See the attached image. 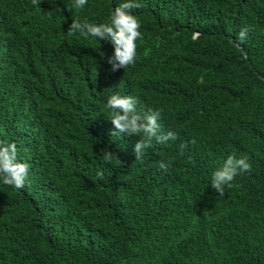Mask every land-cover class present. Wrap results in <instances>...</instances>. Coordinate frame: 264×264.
<instances>
[{
    "label": "trees",
    "instance_id": "obj_1",
    "mask_svg": "<svg viewBox=\"0 0 264 264\" xmlns=\"http://www.w3.org/2000/svg\"><path fill=\"white\" fill-rule=\"evenodd\" d=\"M21 1L0 8V140L30 167L23 189L0 181V264H264V0H137L143 39L135 64L116 71L111 43L68 28L107 22L124 0L71 11L73 0ZM19 12L36 25L15 36L1 18ZM18 90L33 106L21 110ZM116 93L140 113L176 108L161 130L177 139L136 161L139 137L110 134ZM103 148L118 159L104 162ZM231 154L251 171L221 198L211 176Z\"/></svg>",
    "mask_w": 264,
    "mask_h": 264
},
{
    "label": "clouds",
    "instance_id": "obj_2",
    "mask_svg": "<svg viewBox=\"0 0 264 264\" xmlns=\"http://www.w3.org/2000/svg\"><path fill=\"white\" fill-rule=\"evenodd\" d=\"M41 0H32V4L39 6ZM88 3V0H73V4L68 9L84 8ZM22 4L18 3V0H0V8H8L9 11H18ZM142 5L137 0H124L113 10H111L110 16H108L107 22H89L87 19L81 20L79 18L73 19L71 25L68 28V35H76L88 38L95 41L98 39L107 46V50L110 48V43L113 45L114 52L107 58V63L111 65V70L116 71L118 69H126L129 66H133L137 57V44L138 40L143 39L140 32V21L136 15L133 14V9H138ZM13 13L16 15L14 23L9 21L7 14L5 13L1 21L5 23L7 27L13 32L15 36L24 31H31L34 26L23 14ZM177 26V25H176ZM175 26V27H176ZM189 24H187L188 29ZM68 27V26H67ZM170 29V30H169ZM165 32L161 33L162 38L160 46L157 45L156 57L159 55L161 73L163 63L167 61L163 52L165 40H169L172 32L175 28H164ZM187 31V30H186ZM189 31V29H188ZM248 29H242L238 33V40L242 44L247 39ZM197 31H191L192 37L196 39L198 36ZM59 55H57L58 57ZM174 58V57H173ZM171 62L170 66L178 65L177 62ZM49 67H52L49 66ZM177 70V69H176ZM77 72V71H76ZM77 76V75H76ZM72 78H75L73 76ZM161 85L164 80V71L160 74ZM64 83L65 79H64ZM162 87V86H161ZM17 99L20 100L22 109L33 106L34 100L28 99L24 91L18 90ZM24 101L26 103H24ZM107 109L110 110L107 116L108 120L113 125L111 135L113 137H119L126 135L129 137H139L138 141L134 145V155L136 161L143 160L145 150L152 147L155 144H164L168 140H176L177 135L174 131H167L166 133L161 130L163 112H171L175 109L166 110H152L144 113L137 111V100L130 95H120L119 93L111 95L107 99ZM191 144H195L196 140L192 139ZM187 147V144H181V151ZM102 152L101 158L106 163H111L114 159H118V155L115 152L109 151L107 148L100 150ZM172 160L160 161L159 168L162 171L167 172L172 164ZM29 164L18 160V149L14 142H5L0 140V181L4 185L14 187L15 189H23L29 177ZM251 171V164L248 162L247 156L237 158L234 154L228 155L223 161L222 165L212 173L210 185L211 188L218 193V197H224L225 189L233 187V181L236 176L245 172ZM97 178L103 179L104 173L97 171Z\"/></svg>",
    "mask_w": 264,
    "mask_h": 264
}]
</instances>
